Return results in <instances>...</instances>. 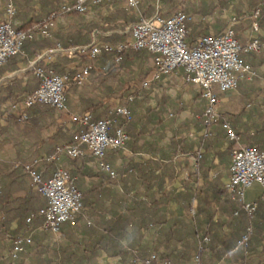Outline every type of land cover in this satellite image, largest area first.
Listing matches in <instances>:
<instances>
[{"label": "crops", "instance_id": "crops-1", "mask_svg": "<svg viewBox=\"0 0 264 264\" xmlns=\"http://www.w3.org/2000/svg\"><path fill=\"white\" fill-rule=\"evenodd\" d=\"M12 1L16 9L14 27L17 30L29 27L31 22L45 19L52 12L59 10L62 5L73 2V0ZM211 1L213 3L215 0ZM144 2L146 0H141L139 6L144 5ZM189 2L198 3L197 0H189ZM204 3L210 5L211 2L204 0ZM4 4L5 0H0V10L2 11L0 18L3 15ZM213 7H215L213 11L208 14H189L192 21L187 26L186 42L188 44H192L204 34L223 33L230 20L235 18L239 12L236 10L237 8L242 10L238 15H245L240 16L243 17L241 20L235 18L236 22L233 25L235 38L240 44L246 43L253 35L262 36L264 34L262 28L257 34L252 32V18L249 17L251 8L247 2L240 4L238 0H228L227 6L219 7L213 4ZM160 8L161 13H166L168 16H171L175 11L172 6L166 7L163 4L160 5ZM131 15L132 11L128 10L123 1H116L113 5L103 9H100L99 6H91L86 14H73L58 18L50 29V35L55 40H57L56 37L65 40V36L70 32H85L86 28H90L88 43L95 40L101 44L110 40L114 43L107 44L115 45L129 39L130 24L124 26V22ZM106 19L109 20L106 21ZM246 22L248 25L242 28L241 24ZM236 27L237 30H235ZM117 38H121V41H113ZM56 47L54 45L50 49L38 50L30 58H28L29 51H25L24 48L19 54L24 59L23 62L21 60L18 62V66L16 62L12 61H7L1 66L3 71L0 73V220L7 221L9 232H15V234L24 232L25 227L22 226L21 221L23 211L29 206L36 208L35 204H32L28 199L29 179L21 170H13L10 167L13 162L36 164L34 166L37 173L43 180L48 179L54 168L60 166L78 176L80 190L85 191L87 186L92 185L93 179L90 177L95 172V160L91 157H87L85 161L70 162L60 156L56 162H47L51 164L46 166L43 164V159L53 155L56 146L67 143L72 134L82 131L83 127L79 124L78 119L84 113H89L93 121V119H104L109 111L115 114L116 109L128 108L133 115V124L128 126L127 131L125 130L129 140L125 149L109 155L130 156L128 161L130 160V164L133 165L138 164L142 159L150 160L154 164L151 170L145 169L142 173H139L137 167L132 170L136 183L129 186L120 181L109 191L114 197L110 207L113 219L124 212V199L120 196L124 190H128L130 196L137 193L140 197L153 193L157 188L166 195L179 193L185 181L181 176L183 172L191 169L193 162L191 155H195L198 150H202L203 155L206 153L207 155H216L219 151L223 152L229 145L230 141L226 138L224 125H228L235 134L239 135L240 145H253L264 151L263 58L251 59L250 63L247 62L256 73L251 81L241 82L234 91L218 93L217 112L225 123H218L210 128V137H216L217 141H214L212 147L206 152L204 142L201 141L204 137L198 119L204 108V100L201 99L198 88L185 80L182 69H178L170 75H162L158 80L151 82L148 87H143V81L150 78L154 72L151 56L144 51H130L129 55L122 57L118 64L114 62L112 55H100L92 62L93 69L86 83L80 87L71 85L65 91L63 110L32 107L26 111L29 113V120L27 122L19 121L16 118L17 114L10 110V106L21 101L36 88L37 80L32 73L31 64L44 65L59 75H72L88 62L86 57L70 58V55L61 52L45 55L48 50ZM38 56L42 57L38 60ZM125 98L128 100L126 101ZM115 116L120 121L119 115L115 114ZM114 128L117 127L113 126ZM231 143L232 149L234 143ZM126 157L115 158L112 162L113 168L122 170L127 163ZM214 163H217V160H214ZM229 164L228 160L227 163L219 165L223 175L221 183L227 180ZM213 174L217 176V172L212 171L209 173V178H212ZM141 175L158 176V185L152 184L151 188L146 189L147 184L142 183L141 179L138 180ZM200 184L201 179L196 185ZM104 189L99 188V190ZM261 195L260 188L254 186L246 191V201L256 202ZM99 199L100 196L98 199L94 195L91 196L93 207L99 205L100 202L107 207L109 203L107 196L102 200ZM144 204L146 207L149 206L146 200H144ZM131 205L127 204L129 208ZM150 206H153L152 203ZM164 207L170 209L175 216L180 214L183 209L182 204L174 200L173 195L170 196ZM95 213L85 214L86 216L81 214L82 218L74 226L62 225L57 236L40 232V222L34 219L31 223L34 246L33 249L29 248L27 253L22 255L21 264H140L142 260L138 258L137 254L139 255L141 247L144 244L147 247H151L153 244L157 245V241L163 239L153 230L155 228H150L144 239L135 238L133 247L130 245L131 241H120L122 249L130 254H125L122 257L109 256L105 250L109 246L105 242L108 237L100 226L105 225V221L110 216L99 217V212H97V216ZM106 214L105 211L104 215ZM169 218V221H173L171 214L167 215V219ZM88 219L98 225V232L90 233L85 230V220ZM7 247V243L0 241V255H7ZM176 247L177 250L181 249L180 246ZM256 251L258 254L253 258L251 264H264L262 261V259L264 260L263 249L257 247ZM235 252L236 250L225 252L218 259L212 257L211 253L205 252L198 264H248L249 259H246V253ZM0 264H7V262L3 259ZM172 264L195 263L187 256L183 260H173Z\"/></svg>", "mask_w": 264, "mask_h": 264}, {"label": "built area", "instance_id": "built-area-1", "mask_svg": "<svg viewBox=\"0 0 264 264\" xmlns=\"http://www.w3.org/2000/svg\"><path fill=\"white\" fill-rule=\"evenodd\" d=\"M113 0H73L71 4L61 6L57 14H51L29 27L17 30L14 27L16 9L12 0H5L3 15L0 19V67L11 57L22 53L25 41L35 37H50V29L58 18L68 15L86 14L91 6L102 3H111ZM123 1L128 9L138 13L141 0ZM159 0H157V3ZM258 15L256 10L252 18L251 30L254 34L259 32V26L255 20ZM192 21L189 14L175 11L171 16L163 18L156 12L148 19H140L128 28L130 37L128 40L112 45L91 41L85 46H76L62 49L57 46L48 50L45 55L53 52H61L66 55H84L89 61L99 57L102 53L113 55V60L118 64L122 57L130 51H144L151 56L154 72L151 77L143 81L142 86L148 87L151 82L158 80L162 75H170L182 69L185 80L198 88L201 99L204 100L202 114L198 116L203 137L211 136L210 128L219 123L217 106L218 93H227L238 88L241 82L251 81L256 73L242 57V54L257 53L264 56V34L253 35L250 39L240 44L235 38L233 25L236 22L232 18L226 29L220 35L201 36L192 44L186 42L188 23ZM42 56H38V60ZM34 75L39 79L38 87L27 94L21 101L10 106V110L18 115L21 120L26 119V111L35 105H48L56 110L65 107V91L69 86L80 87L86 83L93 69L91 64L83 66L72 75H59L51 69L31 64ZM116 115L130 119V111L126 107L116 109ZM80 125L86 127L83 132L73 136V143L58 146L53 155L45 157V162H56L58 157L66 159L91 157L95 160L96 169L104 172L111 179L116 178V173L105 161V155L114 150L125 149L129 140L128 134L121 127L112 129L114 120L103 119L91 121L88 113L78 119ZM226 138L234 143L230 154L228 177L224 183L225 191L231 195V199L243 205L244 211L250 215L256 208L255 202L246 201V191L258 186L262 192L264 201V152L255 147L243 146L239 143V137L228 127ZM202 150H198L196 159L191 163L190 171L183 172L181 178L187 179L190 172L197 169L196 160L200 159ZM34 189L46 200V205L35 214L26 219L27 228L24 233L16 235L11 240L10 250L6 258L12 264L20 260L32 246V226L34 219L40 220V231L57 236L62 225L74 226L76 219L82 212L81 193L75 188L66 169L57 166L51 176L42 180L35 171L34 166L25 165ZM216 174L212 175L215 178ZM195 208L192 201L190 213ZM89 226L91 223L85 220ZM250 232V229L247 231ZM247 236H243L239 244H243ZM208 239L204 238L203 242ZM199 250H202L199 243ZM204 250V249H203ZM197 261V259H196ZM140 264H169L152 253ZM197 264V263H195Z\"/></svg>", "mask_w": 264, "mask_h": 264}, {"label": "trees", "instance_id": "trees-1", "mask_svg": "<svg viewBox=\"0 0 264 264\" xmlns=\"http://www.w3.org/2000/svg\"><path fill=\"white\" fill-rule=\"evenodd\" d=\"M116 1L118 0H113L111 3H102L98 6L100 7V9L101 8L103 9V8L113 5L114 2ZM197 1L198 3L195 4L194 2L190 3L189 0H159L158 3H157V0H146V2H144L145 3L144 5L141 4L138 7V13L132 9H128L132 11V15L129 16V18L124 22V26L129 25V24L132 25L133 23L138 22L141 18L148 19L152 17L156 12L159 14V16L163 18L169 17L166 13L164 14L161 13L160 5L162 4L166 7L172 6L175 11H181L183 13L192 14V15L193 14L199 15L202 13L208 14L212 12L213 9L215 8L213 7V4L214 5L216 4L219 7L228 5V0L227 1L226 0H215L213 3L211 0H209L211 2L210 5H206L204 3V0H197ZM238 1L240 4L247 2V4L250 6L251 14L249 17H251L253 13L256 10H258V15L255 20L257 21L259 28H262L264 30V0H246V1L238 0ZM240 9L241 8H237L236 10L237 11L239 10V12H241L242 10ZM59 10L52 12L51 14H57ZM239 12H237L235 18L238 20L239 19L241 20L243 17H240V16H245V15H241V14L238 15ZM51 14H49L48 17ZM108 20L109 19H106V21ZM14 21H15V18H14ZM34 23L36 22H31V25ZM247 25H248V22L241 24V27L243 28V27H246ZM187 26H189V24ZM22 29L23 27L20 28V30ZM89 29L90 28H86L85 32L84 31L83 32L82 31L70 32L69 34L65 36V40H63V38L61 39L57 37H56L57 40H55V38H53L52 35H50V37L48 38L38 37V39H35L36 38L35 37L32 40L25 41L23 45V50L25 48V51L26 50L29 51L28 58H30L31 56H33V54L36 51L43 50L46 48L50 49L54 45L59 46L62 49L76 47V46H85L89 44L88 38L91 32ZM235 30H237V27L235 28ZM220 33L221 32L214 33V34L208 33L202 36H205V35L215 36V35H220ZM114 38H116V36H114ZM113 41H117V42L121 41V38H117L116 40H113ZM105 42L114 43L110 40H106ZM56 43H59V44L56 45ZM102 54H107V53H102ZM107 55H111V54H107ZM128 55L129 54L127 53L123 57H126ZM69 57L70 58H74V57L85 58L84 55H71ZM242 57L248 63L251 62V59L252 60H256L260 58L264 59L263 55L253 53V52L242 54ZM23 59H24L23 57L16 55L14 57H11L8 61L16 62L18 66L19 64L18 62H20V60L23 62ZM94 61L95 59L92 61L88 60V62L85 63L83 66H86L89 64L92 65V62ZM37 66L44 67L45 69L49 68V67H46L44 65H39V64ZM2 69L3 67L2 68L0 67V73L1 71H3ZM32 73H33V70H32ZM36 80H37V83L35 84V87L37 88L40 81L37 77H36ZM127 98H125L126 101L128 100ZM35 107L36 108L45 107L47 109L56 110L55 108L48 106V105L40 104V105L33 106V108ZM84 114H82V116ZM120 116L121 115L118 116L120 118V121H119V119H116L114 112L109 111L107 113V116L104 119L109 118V119L114 120L112 129L114 126V127H121L127 131L128 126H131L133 124V115L130 112L129 120H126L125 117L123 116L120 117ZM16 118L19 121L27 122L29 120V113L26 112L25 120H21L18 117V115H16ZM100 120H103V119H100ZM96 121H99V120L93 119L92 122H96ZM219 123L222 124V123H225V121H222L220 119ZM82 127H83L82 131L72 134L69 141L63 145L73 143V136L76 134H79L80 132H83L86 129V127L84 126ZM236 135L239 137L238 134ZM201 141L204 142V149L207 152V150L212 147L213 142L217 141V139L214 136L213 137L209 136V137L202 138ZM59 146H62V145H59ZM250 146L257 148L256 146H253V145H250ZM56 147L54 148L53 154L55 152ZM231 147H232V143L229 142V145L223 152L219 151L216 153V155H207V153L204 155L202 154L201 158L195 161L197 169L193 172H190L189 177L185 179L184 181L182 190L177 194H169V195L167 194L166 195L162 193L161 191H159V188H157V190H154L153 193L147 194L146 196L143 193L144 195L140 197L137 195V193L132 194L130 196L129 191L124 190L122 193H120V196H122L124 199L123 200L125 204L124 212L122 213V215H118L114 219H113V216L110 214L112 211L110 207H111L112 200L114 199V197L109 191L112 189L114 185H117V183L120 181L122 182V184L124 185L126 184L129 186L130 184L136 183L137 181L134 178L135 176L132 173V170L137 167V169L139 170V173H142L145 169L151 170V167L154 164L151 163L150 160L142 159L141 162H139L136 165H133V164H130L129 162L130 160L128 161V157L130 156L126 157L125 155H109V154H114L116 152H119V150L108 152L105 155V161L115 171L116 178L111 179L104 172L98 171L96 169V164H94L95 172L90 177L93 179V182H92V185L87 186L85 191H82L79 189L78 179H77L78 176L71 173L70 170L68 169L66 170L69 173V176L73 182V185L81 193V202H82L81 214L90 215L96 212L95 214L97 216V212H99V215H98L99 217L110 216L109 219L105 221L106 224L100 226L102 231L108 237L107 241L105 240V242H107L109 246H107L105 250L109 256L122 257L125 254H130L125 249H122L120 245V241L121 240L131 241L130 245L133 247L134 245L133 243L136 237H138L139 240L144 239L145 234L149 232L150 228H155L153 230L156 232V234L162 236L163 239L160 241H157L158 243L157 245L153 244L151 245V247L150 246L147 247L144 244L143 247H141V249L139 250V255L137 254V256L139 259L141 258L142 261L145 260L147 257H149L152 253H157L161 259L166 260L169 264H172L173 260L175 259H181V260L186 259L187 256L189 259L193 260L194 263L198 264L201 261L202 256L204 255L205 252L211 253L212 257H214L215 259H218L225 252L229 253V252H232V250H236L235 253H238V252H243L244 254L246 253L247 254L246 259L247 258L249 259L248 264H251L253 263V258H255L256 254H258L256 251L257 247H261L264 251V201L262 200L261 197L258 198L256 202L254 201L256 203V208L252 214L248 215L244 211L243 205L239 203L238 201L231 199V195L225 191L224 189L225 182L221 183L220 181L223 175L220 172L219 165L223 163H227L228 160L230 162V154L232 150ZM257 149L260 150L259 148ZM196 155H197V152L195 153V155H191V156H193V159H196L197 157ZM117 157L127 158V163L125 164L126 166L122 168V170L114 169L112 166V162ZM85 159L86 158H76L73 160H69V159L67 160L70 162H79V161H85ZM214 160H217V163H214ZM43 162H44L43 163L44 166H46L47 164H51L45 161ZM25 165L34 166L36 164H33L32 162L28 164V163L16 161V162H13L10 167L13 170H21V172H23L24 175L28 177L29 183H30L28 199L32 204L33 203L35 204L36 208L38 207L36 209L33 206H29L23 211L21 221H22V226H24L26 230L27 228L26 219L31 214H35L39 209L43 208L46 205V200L36 189H34L31 179L29 178L27 172L24 170ZM55 169L56 168H54V170ZM35 171L37 172L36 168H35ZM53 171L51 172V174L53 173ZM212 171L217 172V176L213 179L209 178V173ZM171 178L172 176L169 178V181L171 180ZM139 179H141L142 183L147 184L146 189L151 188L153 186L152 184L159 183L158 176H151V175L142 176L141 175L138 177V180ZM199 179H201V184L196 185ZM100 187L105 188V189L99 190ZM92 195H94L96 199H98V196H100L101 200L103 197L107 196L108 201H109L107 207H105L104 204H102L101 202L99 205L93 207L94 203L91 202ZM171 195H173L174 200L180 202L183 206L181 213L178 214L177 216H175V214L172 211H170V209H166L164 207L165 204H167V200L170 198ZM144 200L148 201V205H149L148 207L145 206ZM193 200L196 203V207L194 208L193 212L190 213V207H191ZM131 202H132V205H131ZM151 203L153 206H150ZM127 204H130L131 207L129 208ZM159 206H161V208H159ZM105 211L107 212L106 215H104ZM81 214L76 219V224L79 221V219L82 218ZM169 214H171L173 221H169L170 218L167 219V215ZM36 220L40 222L39 219H36ZM88 221L91 224L89 226L86 225L84 227L85 230L90 233L98 232L99 230L98 225L96 223L94 224L92 220L88 219ZM7 225L8 223L7 221H5V219L0 220V241H4L5 243L8 244V247H7V252H8L10 250L11 240L16 235L22 234L25 231L18 233V234H15V232L11 233L8 231ZM128 229L129 231H127ZM248 229H250L249 233L247 232ZM42 233L48 234L46 232H42ZM245 235L247 236V239L243 244L240 245L239 242L241 241L242 237ZM204 238H207L208 241L203 242ZM199 243H201L202 250H199ZM33 246L34 245L32 244L30 248L33 249ZM176 246H180L181 249L177 250ZM3 259L4 261L7 262V264H12V262L6 258L5 254L0 255L1 262ZM22 259H23V256H21L20 260H18L15 264H21ZM262 261L264 260L262 259Z\"/></svg>", "mask_w": 264, "mask_h": 264}, {"label": "rangeland", "instance_id": "rangeland-1", "mask_svg": "<svg viewBox=\"0 0 264 264\" xmlns=\"http://www.w3.org/2000/svg\"><path fill=\"white\" fill-rule=\"evenodd\" d=\"M173 11H174V10H173ZM1 12H2V11L0 10V14H1Z\"/></svg>", "mask_w": 264, "mask_h": 264}]
</instances>
